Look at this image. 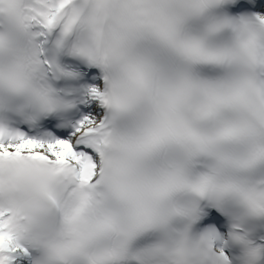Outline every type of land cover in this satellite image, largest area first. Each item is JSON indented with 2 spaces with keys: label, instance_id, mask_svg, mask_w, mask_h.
Here are the masks:
<instances>
[{
  "label": "snow or ice",
  "instance_id": "obj_1",
  "mask_svg": "<svg viewBox=\"0 0 264 264\" xmlns=\"http://www.w3.org/2000/svg\"><path fill=\"white\" fill-rule=\"evenodd\" d=\"M0 264H264V0H0Z\"/></svg>",
  "mask_w": 264,
  "mask_h": 264
}]
</instances>
